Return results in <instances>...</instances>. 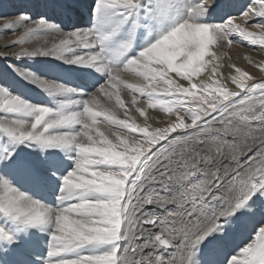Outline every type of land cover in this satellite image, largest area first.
Wrapping results in <instances>:
<instances>
[{
    "label": "snow or ice",
    "instance_id": "obj_1",
    "mask_svg": "<svg viewBox=\"0 0 264 264\" xmlns=\"http://www.w3.org/2000/svg\"><path fill=\"white\" fill-rule=\"evenodd\" d=\"M88 7L90 27L17 54L74 65L82 85L16 69L55 101L48 106L0 84V264H264V63L245 57L257 79L224 51L236 36L264 49V0L238 16L223 0ZM4 27L25 28L18 45L62 31L27 14ZM122 89L143 125L128 115ZM149 109L167 114L163 127L148 123ZM242 220L248 239L215 259L217 242Z\"/></svg>",
    "mask_w": 264,
    "mask_h": 264
},
{
    "label": "bare ground",
    "instance_id": "obj_2",
    "mask_svg": "<svg viewBox=\"0 0 264 264\" xmlns=\"http://www.w3.org/2000/svg\"><path fill=\"white\" fill-rule=\"evenodd\" d=\"M93 3V0H0V84L8 86L14 94H20L25 99L30 100L33 103H43L48 106H52L55 101L48 97L41 89L36 86L29 84L24 81L19 75H17L16 69H31L35 70L37 68L46 69L47 74L44 77L49 80H56L57 82L66 83L71 87H74L70 80L81 81L84 80L80 71L76 70V66L64 63L62 60H58L55 57H24L19 56L22 48L29 50H36L38 48L50 49L53 44L58 43L60 39H63L65 34L76 29L87 28L91 25L87 24V16H90L89 7ZM223 3L228 5L227 11L231 12L232 15L238 16L240 11L245 5H249L251 0H223ZM20 14H27L31 17L32 21L38 20L41 16L46 17L50 22L59 26L62 30L56 34H42L40 37L33 39L30 43H25L23 45H18L12 43L18 37H20L24 31V27H17L15 31L11 29H5L4 25L11 21H15ZM91 17V16H90ZM256 21H260V18H253ZM92 20V18H91ZM241 21L238 19L237 23ZM264 22V21H260ZM250 31L258 32L259 29L249 28ZM237 43H234L231 48L224 49L227 51L230 60L227 62L229 64L235 63L237 66L244 68L246 71L251 70L248 66V61L245 57L250 56L254 63H264V49H261L259 45L251 46L247 42L240 41L238 36L233 37ZM7 46V47H6ZM215 50V49H214ZM81 54L87 50H77ZM71 55V54H68ZM251 67H254L251 65ZM253 69V68H252ZM255 69V67H254ZM225 73L228 69H222ZM252 71V70H251ZM253 72V71H252ZM258 74V73H257ZM123 79L129 82H136L137 78L128 73H121ZM258 79V77H257ZM185 83L184 81H180ZM121 96L125 101L126 108L129 109L128 115L133 117L138 124H144V117H141L139 113L135 112L134 107L131 105V94L122 89ZM79 99L80 97H74ZM100 103L103 106H113L114 101H107L103 96L100 98ZM144 97H138L137 106L144 105ZM117 113L121 119H125L124 110L118 109ZM2 115V114H0ZM167 114L159 109H149L148 123L155 127H163L165 116ZM102 119V118H101ZM101 130L108 134V129L105 125L101 124ZM115 131V129H112ZM139 135V134H133ZM197 178L192 177L189 181H185V186H189L191 183L195 182ZM225 193L217 191V196H223ZM220 201H212L210 207H215L217 210L220 208ZM146 210L149 208L145 206ZM260 218V213L257 210L256 219ZM241 224L246 225L237 234L236 240H240L237 245H242L246 241L247 237L252 230L251 224L246 220H242ZM236 225V224H235ZM234 226L230 229V231ZM153 232L158 231V229H151ZM235 240V241H236ZM217 242V247L220 250V254L214 257L217 260L223 261L224 255L231 252L237 245L234 243L224 244ZM124 245L122 244V247ZM147 251V250H146ZM172 251V250H170ZM167 255V254H166Z\"/></svg>",
    "mask_w": 264,
    "mask_h": 264
},
{
    "label": "rangeland",
    "instance_id": "obj_3",
    "mask_svg": "<svg viewBox=\"0 0 264 264\" xmlns=\"http://www.w3.org/2000/svg\"><path fill=\"white\" fill-rule=\"evenodd\" d=\"M260 58H264V57H260ZM248 66H249V64H248ZM249 68H251V70L253 71H251V70H249L248 72L251 74V75H253V76H255V77H258V79L260 78V76H261V73L259 72V70L255 67V69H254V67H251V65L249 66ZM253 68V69H252ZM258 73V74H257ZM185 86H187V85H185ZM228 86L230 87V88H235V85H231L230 83L228 84ZM181 115H183V112H181ZM187 119V118H186ZM173 135H176V134H173ZM162 143H166V142H162ZM149 209L152 207V206H147ZM259 211V210H258ZM260 213V212H259ZM243 228H246V225L245 226H243L242 224H241V222H239V223H237L236 225H234V228L230 231L229 230V232L226 234V236L224 237V239L223 240H220V242L219 243H224V244H231V243H234V245H237V243L240 241V240H236V238L237 237H235V236H237V234L239 233V231H241ZM251 232V231H250ZM249 237V236H248ZM248 237L246 238V239H248ZM236 240V241H235ZM243 244V243H242Z\"/></svg>",
    "mask_w": 264,
    "mask_h": 264
}]
</instances>
